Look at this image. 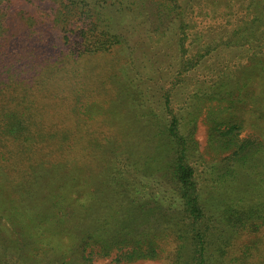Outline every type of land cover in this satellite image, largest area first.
<instances>
[{"label":"trees","instance_id":"trees-1","mask_svg":"<svg viewBox=\"0 0 264 264\" xmlns=\"http://www.w3.org/2000/svg\"><path fill=\"white\" fill-rule=\"evenodd\" d=\"M3 1L0 264H264V0H22L60 4L61 45ZM162 143L174 198L149 209L134 179Z\"/></svg>","mask_w":264,"mask_h":264},{"label":"rangeland","instance_id":"rangeland-1","mask_svg":"<svg viewBox=\"0 0 264 264\" xmlns=\"http://www.w3.org/2000/svg\"><path fill=\"white\" fill-rule=\"evenodd\" d=\"M3 5L7 7V15L12 16V14H16L17 16L23 15L24 19L20 18H11L8 19L11 21L12 19H15L16 23L13 24H18V25H23L21 27H25V21H30L33 22L34 25L33 27H36L38 30H40L46 38L47 43L55 42L58 44H62V36L61 33L58 29V25L54 23V17L56 10L58 9L59 3L55 2H50V1H31V2H26L22 0H4ZM12 26H17L13 25ZM66 51V48L63 49ZM96 61V60H95ZM94 62V61H93ZM85 67V66H84ZM100 76V75H99ZM98 75L96 78L89 79L87 76L81 77L80 82L85 83L86 85L90 84H98L99 80ZM101 79V76H100ZM102 81H106V79H101ZM63 97L62 100H68V101H62L59 102V98ZM104 100L102 97H97L96 95L92 96H86L85 99L81 100V104L79 105V108L75 110L76 116H77V122H75V125H86L90 128L91 131H94L92 133L93 135L90 138H87L85 141L90 142L92 144V149L89 150L90 153L96 152L98 144L102 143L104 140V136H107L108 133H104V136H102L99 131L104 130L107 131L108 128L107 126L109 125L106 119L103 118H98L97 121H83V118L80 116V112L83 111L84 107H87L89 110L93 109L95 110L96 106L98 104H101V101ZM58 105H57V104ZM94 103V104H93ZM44 105L46 107L44 108ZM72 102H71V97L67 95V93L60 94L58 92L57 96L52 99L46 101V103L41 104V111H53L56 109L54 112L56 114L55 118H53L55 121L58 122V125H61L63 116L66 114L68 115L71 111L72 107ZM44 108V109H43ZM99 108V107H98ZM85 111V110H84ZM203 117H201L197 125H195V133H194V138L197 140L199 150L201 152H207L206 147H207V142H206V125H204V122L202 121ZM55 125V123H54ZM92 126V127H90ZM248 136H255V131L250 127L245 129L242 134L239 135V138H246ZM163 144V143H162ZM167 147L163 144V147L161 146L159 150V154H154L153 157L151 158L152 160L148 162L147 169L143 171V173L138 174L136 176L135 180V185L137 187V195H142V194H150L153 196H156L155 200L150 204H148V208L151 209L153 208L152 206L154 203L158 206V202L160 197H166V200L161 202L164 210L166 209V206H168V203H171L168 199L171 197L170 194L171 190L169 185L167 184V179H166V170H163V164L167 162L169 156L166 153ZM165 175V176H164ZM140 199V196L138 197ZM174 197L170 198L173 199ZM173 207V206H172ZM174 208V207H173ZM131 211L134 212L133 215L144 212L145 210L140 208L137 205V208L132 206ZM148 211V210H147ZM143 217H139V221L141 222ZM110 259H105L101 260L98 262V264H108ZM150 264H155V263H150Z\"/></svg>","mask_w":264,"mask_h":264}]
</instances>
